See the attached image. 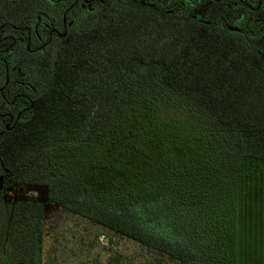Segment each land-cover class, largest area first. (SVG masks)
Returning a JSON list of instances; mask_svg holds the SVG:
<instances>
[{
	"label": "trees",
	"instance_id": "1",
	"mask_svg": "<svg viewBox=\"0 0 264 264\" xmlns=\"http://www.w3.org/2000/svg\"><path fill=\"white\" fill-rule=\"evenodd\" d=\"M87 1L9 0L21 19L0 20L80 12L1 131L0 264H44V205L5 200L26 187L157 264H238V174L264 162V32L232 31L207 0L199 20L178 0Z\"/></svg>",
	"mask_w": 264,
	"mask_h": 264
},
{
	"label": "rangeland",
	"instance_id": "2",
	"mask_svg": "<svg viewBox=\"0 0 264 264\" xmlns=\"http://www.w3.org/2000/svg\"><path fill=\"white\" fill-rule=\"evenodd\" d=\"M22 1L25 3L29 0ZM139 1L145 3L144 0ZM7 2L8 10L4 8L0 12V20L21 19V13H13L9 0ZM25 11L27 10H24V14ZM26 17L33 18V12ZM251 27L259 29L254 24ZM44 60L48 61V57L44 56ZM165 125L173 127L174 123L160 124L164 129ZM89 169L88 165L83 172L88 173ZM238 183L235 227L238 264H264V162L243 165L238 174ZM46 197L47 190L42 187H26L19 192L10 189L5 197L13 206L28 200L44 205V264H157L158 257L153 252L78 216L48 205ZM163 262L168 264L167 260Z\"/></svg>",
	"mask_w": 264,
	"mask_h": 264
},
{
	"label": "flooded vegetation",
	"instance_id": "3",
	"mask_svg": "<svg viewBox=\"0 0 264 264\" xmlns=\"http://www.w3.org/2000/svg\"><path fill=\"white\" fill-rule=\"evenodd\" d=\"M149 6L156 8L161 1L170 0H147ZM206 5L211 4L219 13V21H223L224 9L226 20L231 22L232 31L247 29L251 24L259 28L260 34L264 32V0L253 5L251 0H207ZM68 2V1H67ZM75 2H79L75 0ZM79 2L82 14L90 12L89 1ZM180 10L184 11L187 6L194 7V18H201V6L203 0H178ZM74 2H68L72 4ZM144 4V3H143ZM146 5V4H145ZM58 4L55 9L58 10ZM70 8L64 10L60 17H56L49 25L40 24L0 25V135L14 127L25 108L24 100L32 95L35 88L31 81L34 75L47 66L44 56H51L60 40H63L72 26L74 19L80 12L68 13ZM80 11V10H78ZM69 14V15H67ZM35 73V74H34Z\"/></svg>",
	"mask_w": 264,
	"mask_h": 264
}]
</instances>
